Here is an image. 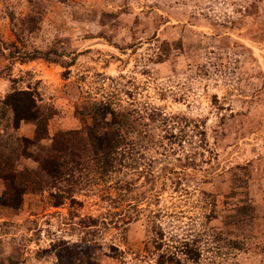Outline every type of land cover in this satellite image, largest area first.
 Segmentation results:
<instances>
[{"label":"rangeland","instance_id":"obj_1","mask_svg":"<svg viewBox=\"0 0 264 264\" xmlns=\"http://www.w3.org/2000/svg\"><path fill=\"white\" fill-rule=\"evenodd\" d=\"M28 89L48 131L4 133L0 264H264V0H0V102Z\"/></svg>","mask_w":264,"mask_h":264},{"label":"trees","instance_id":"obj_2","mask_svg":"<svg viewBox=\"0 0 264 264\" xmlns=\"http://www.w3.org/2000/svg\"><path fill=\"white\" fill-rule=\"evenodd\" d=\"M30 56H34L33 59L39 57L36 54ZM99 107L98 111L101 112V117L96 115V121L94 124L89 126V138L87 142L88 147L86 148V145L85 148L87 151L93 152V154L96 155L95 158L100 160V168L109 172L112 168H114L115 161L118 160V156L116 157V154L120 153L119 150L128 141L127 129L131 126V120L125 112L124 115L116 109H113L112 105L108 102ZM110 115H112V119H108ZM22 122L36 124L37 137L42 138L41 136L48 131L45 112L40 105L38 96L31 89L16 90L11 92L0 102V125L4 126L2 129L0 127V178L12 182V185L16 190V194L13 195L10 204L16 203L19 206L23 203V194L25 191H23V189L19 187V184H17V173L10 167V158L12 157L9 156V153L7 154V149L10 147L4 144V133L9 132L10 130H19ZM67 135L74 134L62 133L60 134V137L65 138ZM29 143H35V140L26 137L19 139V144L21 145H27ZM89 145H91V147H89ZM52 165V173L56 175L64 174L62 171V165L58 161H52ZM235 244L240 249L246 248V241L244 240H237ZM173 258L174 257L170 256L169 259H167V257L163 256V258L160 259V263L165 264L169 262L168 260H173Z\"/></svg>","mask_w":264,"mask_h":264}]
</instances>
